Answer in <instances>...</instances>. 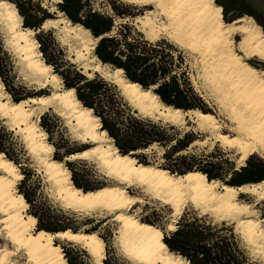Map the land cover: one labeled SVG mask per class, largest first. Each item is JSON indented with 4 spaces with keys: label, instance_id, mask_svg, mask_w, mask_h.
Returning a JSON list of instances; mask_svg holds the SVG:
<instances>
[{
    "label": "bare ground",
    "instance_id": "6f19581e",
    "mask_svg": "<svg viewBox=\"0 0 264 264\" xmlns=\"http://www.w3.org/2000/svg\"><path fill=\"white\" fill-rule=\"evenodd\" d=\"M125 1L145 8L136 21L142 23L141 32L147 40L164 37L193 55L203 87L213 96L228 121L227 131L223 130L221 121L213 113L200 109L183 111L165 105L150 88H142L138 83L126 79L121 69L109 71L101 67L93 54V59L98 61L95 66L100 70V75L116 84L121 95L143 116L155 113L157 118L174 125L183 124L187 119L207 134L205 139L194 140L193 144L209 139L211 144L216 142L232 150L235 168L244 165L252 154L264 159V115H261L264 112L261 104L264 93L260 92L257 86L259 80L256 79L264 69L249 64L252 59H257L251 53L264 49V31L253 17L244 15L225 21L221 6L214 0ZM58 24L67 40L76 45V58H85L93 51L97 38L88 29L71 24L65 17L48 18L42 23V28ZM0 30L5 33L7 42L34 80L39 84L61 81L51 65L44 62L34 37L35 31L23 26L16 6L8 0H0ZM236 36L238 40H235ZM257 60L264 64V61ZM84 65L88 66V63ZM249 67L254 68L255 72L249 73ZM192 84L197 87L195 80ZM253 87L254 91H251ZM237 99H243L251 106L245 110L235 102ZM48 108L54 109L60 116L64 115L73 124L75 137L91 143L65 158H95L104 168L105 175L114 179V184L92 190H83L73 184L71 172L64 162L51 156L53 145L38 124L40 115ZM0 115L8 118L10 129L21 132L28 150L40 163L62 206L76 211L113 215L112 219L118 223L116 242L127 260L121 264H187L180 255L168 250L158 226L139 219L129 211L135 203L143 201V196L167 205L171 210V221L180 217L186 205H191L201 214L210 213L217 220L231 219L241 238L254 251L264 255V217L257 216L253 207L255 203L239 197L240 194H248L256 202L264 201V179L232 185L209 179L198 170L179 174L158 165L140 162L131 153H121L112 138L101 129L99 118L76 98L73 88H57L48 94L13 101L0 80ZM0 164L5 165L0 167V208L4 209L0 211V237L10 245V248L6 244L0 246V264H18L15 257L19 256L24 260L26 257L27 264H69L55 238L85 250L92 264L103 263L104 240L96 231L66 228L49 232L35 229L37 219L26 212L28 203L16 187L22 173L2 152ZM128 186L138 187L140 195L129 193ZM117 216L122 219H117ZM249 220L255 225L251 232L247 225ZM167 228L173 230L175 224L169 222ZM128 241L135 243L138 250L147 251L151 258L129 260L123 251Z\"/></svg>",
    "mask_w": 264,
    "mask_h": 264
},
{
    "label": "trees",
    "instance_id": "16d2710c",
    "mask_svg": "<svg viewBox=\"0 0 264 264\" xmlns=\"http://www.w3.org/2000/svg\"><path fill=\"white\" fill-rule=\"evenodd\" d=\"M8 1L16 6L22 17L23 26L37 31L34 37L39 44L38 48L44 62L51 65L52 71L61 78L64 87L73 88L75 96L81 104L90 108L92 113L99 118L101 129L105 130L107 135L112 138L113 144L119 152H133L134 155H132L137 156L135 152L145 150L157 143L163 147L170 146L169 149L174 153L177 148H185L193 140L187 133L182 137L167 135L166 124L141 116L136 110H132L124 101L116 84L104 79L97 72L89 77L73 63L65 60L62 50L57 47L56 41L49 31L41 29L42 23L51 15L38 0ZM215 1L220 4L219 0ZM123 6L127 8L126 5ZM111 7L118 17L130 14L125 10H118L114 3H111ZM56 8L72 24L83 26L90 31L93 37L97 38L93 54L102 65L110 66L112 69H121L126 79L138 83L142 88H150L165 105L183 111L190 109L207 111L203 107L201 98L194 92L185 72L180 74L175 72V67L179 66L173 54V51H176L173 45L163 39L154 42L146 40L139 32L132 31L127 23H120L119 27L114 29L113 16L95 10L92 7V0H59L56 3ZM223 12L226 15L225 8H223ZM10 69L9 55L0 43V80L5 91L13 101L32 96V93L24 91L23 86L15 88L13 83L7 80ZM45 117L46 113L40 115L39 125L47 133H50L51 130L45 122ZM186 137L188 138L187 142L181 143L182 139ZM48 141L54 147L53 158L62 161L64 157L86 148L65 150L59 153L60 147L51 140ZM172 141L174 143H171ZM18 151L12 131L8 130L0 120V152L19 167L23 174L19 183V192L27 203L32 204L29 195L20 189L28 181L29 171L22 165ZM163 156L168 157V152L165 151ZM187 157L190 161H185L183 167H176V173L198 170L205 173L209 179L224 180L212 169L200 167V162H196L195 155L190 154ZM226 161L230 171V179L225 181L228 184L233 185L232 181L235 179L249 178L252 181H259L261 177H264V170H262L264 164H247L237 171L233 169L231 161ZM81 162V159L64 161L71 172L73 184L83 190L101 187L102 185H89L81 182L78 177L80 169L76 167V164ZM192 162L195 164L193 165ZM160 166L168 169L165 165ZM169 170L173 172L172 169ZM28 213L36 217L37 229L57 232L67 228L65 226L50 227L42 222L36 211H28ZM159 228L162 230V240L168 250L180 255L187 261V264H260L251 261L247 250L242 246L231 225H227L224 221L213 223L207 214L185 210L177 219L173 230L166 231ZM68 263L72 264L70 261Z\"/></svg>",
    "mask_w": 264,
    "mask_h": 264
},
{
    "label": "rangeland",
    "instance_id": "374dc122",
    "mask_svg": "<svg viewBox=\"0 0 264 264\" xmlns=\"http://www.w3.org/2000/svg\"><path fill=\"white\" fill-rule=\"evenodd\" d=\"M38 1L41 3V5L44 8H46L47 12L51 15V17L49 18L57 19V18L65 17L56 8V3L59 0H38ZM240 1L249 4L253 10L264 13V0H240ZM111 3H114L118 10L120 11L125 10L130 14L125 15V17H118L117 15H115L111 7ZM123 5H126L127 8H124ZM92 7L95 10H98L104 14L113 16L114 25H115L114 29H117L120 23H127L128 26L132 29V31L139 32L143 36V38H145L144 34L141 32L142 23L136 21V17L140 16L145 12V8L137 4L127 2L125 0H92ZM221 15L223 20L231 21L240 16H244L248 14L238 11L237 9H231L228 13H226V15H224V12L221 11ZM255 22L258 23L256 20ZM60 26H61L60 24L56 26L47 25L46 27H43L41 29L43 31H49L50 35L56 41L57 47H59V49L62 50L65 60L69 61L70 63H73L81 72L83 71L82 73L86 74L89 77L93 76L95 72L100 74L99 73L100 70L98 69V67L95 66L98 64V61L96 59L94 60L92 57L93 51H91L88 55H86L85 58L82 59L76 58L75 56L76 45L72 41L67 40V38L64 36L63 32L61 31ZM261 29L262 31H264V28L261 27ZM4 34L5 33L2 30H0V43L2 45V48L9 55V60L11 64V69L7 74L8 75L7 80L12 82L15 88H18L19 86H23L24 91L28 93H32V96L48 94L52 90H55L57 88H65L62 81H57L56 84L51 81H47L46 83H43L45 85L44 86L43 84H39L36 80H34V77L28 73V71L24 68L21 61L19 60L18 56H16L17 55L16 52L7 42L6 35ZM238 38L239 37L236 36L235 40H238ZM160 39H163L165 42L173 45L176 48V51H173V54L175 55L179 67H175V72L177 74H180L183 71L185 72V75L188 77L194 92L203 101V107L207 111L213 113L221 121L223 130L227 131L226 127L228 121L224 117L221 108L216 103L213 96L209 93V91H207L206 88L203 87L202 79L198 74V65L195 62L193 55L190 54V52L185 48L183 47L180 48V46L174 44L173 42L169 41L164 37H160L159 39L152 40V42ZM252 60H255V64L253 65L255 66L260 65V68L264 69V64H262L257 59H252ZM87 63L88 66L84 65ZM100 66L105 67L109 71L114 70L107 65L101 64ZM194 80L197 83V87H194L192 84ZM53 85L55 86L53 87ZM122 97L124 101L129 105V107L132 110H135L128 103V100L124 96ZM43 113H46L45 122L47 123L51 132L47 133L40 125L39 126L45 131L47 140H51L60 147L59 153H62L65 150H79L81 148L88 147L91 145L90 142H82L77 137H75L76 136L75 128L74 127L72 128L73 124L69 122L64 115L60 116L57 112H54V109L52 108H48ZM137 113L143 116L138 111ZM144 117H149L154 121H161L163 124H166L167 135L182 137L185 133H187L190 135V137L193 138V140L185 148L182 149L177 148L176 149L177 151H175L174 153L171 152V150L169 149L170 146L163 147L161 145H158L157 143H154L145 150L142 151L139 150L135 152L137 155L135 157L140 162H147L149 164H154L158 166L165 165L168 167V170L172 169V171L176 173L175 168L183 167V163L185 161L186 162L190 161L187 156L192 154L197 157L196 162H200V167L212 169L215 173L221 175L224 178V180L215 178L221 182L229 181L230 179L229 164L226 160L231 161L234 167L233 169L237 171L240 170L242 166H246L247 164L248 165L252 163L264 164V159H262L257 154H252L246 159L244 165L235 168L236 167L235 154L233 153L232 150L222 147L216 142L211 144V141L209 139H206V141L204 142L197 141V143L193 144L194 140L205 139L207 134L197 129L187 119L183 124L174 125L169 122L167 123L162 119L157 118L155 113L150 116H144ZM0 120L8 130L12 131L14 140L16 142V148L19 149L18 157H20L21 159L20 161H22V165L24 166V168L29 171L28 181L20 188L24 190L32 200V204L28 203L26 212L36 211V213L41 217L42 222L50 227L65 226L67 228L70 229L72 228L75 230H94L104 240L105 258L103 259L102 264H121L127 262L126 258L122 255L119 249L118 242H116L117 241L116 230L118 227L117 226L118 223L112 219L113 215L111 213H100L98 211H90V212L76 211L62 206L58 198H56L54 188L47 179L45 173L43 172V168L41 167L40 163L38 162V160L36 161L35 156H32L31 152L28 150L21 132L9 128L10 121L8 120L7 117H2L0 115ZM187 140H188L187 137L183 138L181 143H186ZM171 143H174V141H172ZM165 151L168 152V157L163 156V153ZM53 153H54V149L51 154L52 157H53ZM131 154H133V152ZM79 159H81L82 162L76 164V167L80 169L78 172L79 173L78 177L79 179H81L82 183H86L89 185H106V184L115 183L113 178L105 175L104 168L98 163V161L95 158H91V159L75 158L69 161L79 160ZM64 161H68V160H66L64 157L63 162ZM192 164L194 165L195 162H192ZM262 170H264V168H262ZM262 178L264 177H261L259 180H261ZM21 179L18 181L16 185L18 191H19V183L21 182ZM234 181L236 183V180H233L232 183H234ZM252 182H256V181H250L248 183H252ZM235 183L233 185H238ZM248 183H243V184H248ZM135 187L136 186H128L127 190L131 194L140 195L139 194L140 192H138L139 188L138 187L135 188ZM239 197L240 199L246 202L255 203L253 204V207L254 210H256L255 212L257 216L264 217V201L256 202L255 199L248 194H240ZM185 210L195 211L199 213V211L197 209H194L191 205H186L183 211ZM129 211L139 219L147 220L152 224L163 228L166 231H168L167 224L169 222H173L175 224L177 221V220L171 221L172 220L171 210L167 205H164L160 201L152 199L147 196H143V201L139 203L138 202L135 203L129 209ZM207 215L213 221V223H220L221 221H224L226 222L227 225H231L233 227L234 232L239 237L242 246L247 250L249 257L251 258V261L264 264V255H261L259 252L254 251L249 245V243L243 238H241V235L238 232V230L237 229L235 230L234 222L231 221V219L217 220L218 218L215 217L214 215L212 214L210 215V213ZM36 228L37 227L35 225V229ZM55 240H56L55 242L60 243L61 248L63 250V254L67 261H70L72 264H92L91 258L88 255V253L79 246L64 240L61 241L58 238H55ZM4 244H6V241L0 237V246H3ZM6 246L10 248V245L6 244ZM15 260L17 261L18 264L24 262V258L22 256H19V258L15 257Z\"/></svg>",
    "mask_w": 264,
    "mask_h": 264
},
{
    "label": "snow or ice",
    "instance_id": "6c2138e0",
    "mask_svg": "<svg viewBox=\"0 0 264 264\" xmlns=\"http://www.w3.org/2000/svg\"><path fill=\"white\" fill-rule=\"evenodd\" d=\"M184 2H191V0H184ZM246 31V30H245ZM239 39V38H238ZM243 55H248L247 53H244ZM243 55H241V59H243ZM252 56H255L257 59L264 61V49H261L259 52L253 51L251 53ZM249 64H255V60L249 61ZM257 67H260L258 65ZM255 72L254 68L249 67V73ZM256 79L259 80V85H257L260 89L261 93H264V71L260 73V76L256 77ZM251 91H254V87L251 89ZM238 105H240L242 108L247 110V107H250L251 105H248L247 102L243 99H237L235 101ZM261 104L264 106V96L261 97ZM261 115H264V112L261 113ZM0 167H5V165L0 164ZM0 211H4L3 208H0ZM117 219H122V217L117 216ZM247 225L249 227V232L252 231L253 228H255V225L252 224V221H247ZM72 239H76V237H72ZM123 251L125 255L128 257L129 260L135 261L140 259H150L151 257L148 255L147 251H144L143 249L138 250V246L133 243L132 241H128L123 248ZM143 253V254H141ZM29 255H31L29 253ZM154 255V253H153ZM24 264H27V258L25 257Z\"/></svg>",
    "mask_w": 264,
    "mask_h": 264
},
{
    "label": "flooded vegetation",
    "instance_id": "af4514ba",
    "mask_svg": "<svg viewBox=\"0 0 264 264\" xmlns=\"http://www.w3.org/2000/svg\"><path fill=\"white\" fill-rule=\"evenodd\" d=\"M219 1L221 6V11H223V8H225L226 13H228L231 9H237L238 11H241L253 17V19H255L259 23V25L262 28H264V13L253 10L251 6L246 2H242L240 0H219ZM250 181L252 180L249 178H241L240 180H236V183H248Z\"/></svg>",
    "mask_w": 264,
    "mask_h": 264
},
{
    "label": "water",
    "instance_id": "95a60500",
    "mask_svg": "<svg viewBox=\"0 0 264 264\" xmlns=\"http://www.w3.org/2000/svg\"><path fill=\"white\" fill-rule=\"evenodd\" d=\"M41 28H42V26H41ZM36 32H37V31H36ZM39 118H40V117H39ZM65 159H66V158H65ZM66 160H68V161H69V160H71V159H66ZM241 184H243V183H241ZM241 184H238V185H241Z\"/></svg>",
    "mask_w": 264,
    "mask_h": 264
}]
</instances>
